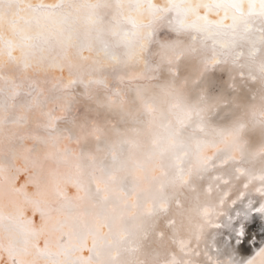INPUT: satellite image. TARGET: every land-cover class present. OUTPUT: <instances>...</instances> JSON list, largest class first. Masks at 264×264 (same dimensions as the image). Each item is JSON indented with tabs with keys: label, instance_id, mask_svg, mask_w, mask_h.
Returning a JSON list of instances; mask_svg holds the SVG:
<instances>
[{
	"label": "snow or ice",
	"instance_id": "1",
	"mask_svg": "<svg viewBox=\"0 0 264 264\" xmlns=\"http://www.w3.org/2000/svg\"><path fill=\"white\" fill-rule=\"evenodd\" d=\"M0 264H264V0H0Z\"/></svg>",
	"mask_w": 264,
	"mask_h": 264
},
{
	"label": "bare ground",
	"instance_id": "2",
	"mask_svg": "<svg viewBox=\"0 0 264 264\" xmlns=\"http://www.w3.org/2000/svg\"><path fill=\"white\" fill-rule=\"evenodd\" d=\"M245 228H246V234L254 237L257 241V244H258L260 242V237H259V235H257L259 230H260V217L259 216H253L251 218L250 223H247V222L245 223ZM250 243H251V241H248L245 244V247L247 248L245 255H251L252 251L254 250V249H251L249 247Z\"/></svg>",
	"mask_w": 264,
	"mask_h": 264
}]
</instances>
